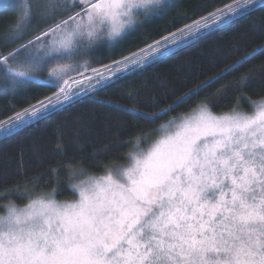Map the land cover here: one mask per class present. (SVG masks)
<instances>
[{
  "label": "snow or ice",
  "instance_id": "6c2138e0",
  "mask_svg": "<svg viewBox=\"0 0 264 264\" xmlns=\"http://www.w3.org/2000/svg\"><path fill=\"white\" fill-rule=\"evenodd\" d=\"M208 7L182 9L178 0H0V95L21 88L49 93L29 97L34 102L0 120V139L37 128L89 94L264 11V0ZM173 11V19L189 22L111 58L143 27L139 17L150 23ZM102 46L113 51L94 67ZM257 54L264 56V41L170 102L153 99L147 107L155 111L131 108V114L137 124H155ZM256 71L248 69L215 93L240 90L233 98L246 101L251 112L233 108L216 115L205 98L189 113L142 132L129 163L106 166L103 175L88 172L73 156L50 169L57 187L36 194L38 184L21 173L12 188L0 191V199L16 194L28 200L23 207L0 204V264H264V96L252 100L243 91ZM154 136L150 147L141 146ZM61 171L72 200L56 199Z\"/></svg>",
  "mask_w": 264,
  "mask_h": 264
},
{
  "label": "trees",
  "instance_id": "16d2710c",
  "mask_svg": "<svg viewBox=\"0 0 264 264\" xmlns=\"http://www.w3.org/2000/svg\"><path fill=\"white\" fill-rule=\"evenodd\" d=\"M178 2L182 9H192L196 5L207 4L209 7L206 10L210 11L214 7L221 6L222 3H229L230 0H178ZM189 15L190 18H196L191 13ZM175 16L174 11L168 12L163 19H154L150 23H145V18L141 16L138 23L143 24V27L129 36L119 46L121 51L116 52L111 58L134 51L143 46L145 41L158 39L183 23L189 22L188 19H173ZM262 41H264V11L257 10L220 31L206 35L191 47L175 51L161 62L147 67L142 73L130 76L114 88L98 92L94 96L89 94V98L54 116L39 127L28 129L12 139H0V191L4 188H12L15 182L21 179V173L33 184H38L35 188L36 194L49 191L58 185L50 169H59L61 165L69 163V158L73 156L74 162L83 166L88 172L103 175L106 166L126 162L128 153L134 150L135 139L142 132L146 133L161 126L173 116L189 113L197 106L198 101L205 98L207 105L219 114L229 112L233 108L251 112L252 109L246 101H237L233 98L240 95V90L223 95L215 93L222 84L254 67L257 69L252 77L255 82L243 91L252 100L264 96V83H261L264 77V70H261L264 56L259 54L251 63L245 64L239 71L232 72L228 77L206 87L198 96L192 97L186 104L177 106L155 124L146 121L137 124L130 109L143 108L145 111H155L156 109L147 107L153 99L159 100L163 96L164 103L170 102L188 89L195 88L201 81L223 68L226 63L235 60ZM112 51L102 46L95 53L93 66L107 63L109 53ZM71 75L75 76V73ZM129 93L133 95L129 97ZM47 94L49 93L25 92L21 88L14 94L0 95V120L34 102L29 97L42 98ZM116 104L124 105L126 108L118 109L114 107ZM159 107H163V103L159 104ZM58 144L62 147L58 148ZM146 144L147 142L143 143ZM65 177L66 173L61 171L59 187L62 190L57 197L73 199L74 192L67 187ZM8 201H13L17 205L28 202L27 198L12 194L0 199V204ZM4 211L0 208V213Z\"/></svg>",
  "mask_w": 264,
  "mask_h": 264
},
{
  "label": "rangeland",
  "instance_id": "374dc122",
  "mask_svg": "<svg viewBox=\"0 0 264 264\" xmlns=\"http://www.w3.org/2000/svg\"><path fill=\"white\" fill-rule=\"evenodd\" d=\"M140 18V17H139ZM139 18H138V20H139ZM0 26H2V22H0ZM45 75H46V73H45ZM77 85H75V84H72V83H70L69 85H68V87L69 88H74V87H76ZM210 108V110L212 111V113L213 114H216V115H221V114H219V113H217L216 111H214V110H212V108L211 107H209ZM238 110V109H237ZM191 111V110H190ZM189 111V112H190ZM241 111V110H240ZM243 111H245V110H243ZM226 113H228V112H226ZM226 113H222V114H226ZM183 114H185V113H183ZM165 123H167V122H165ZM165 123H162V125H164ZM161 125V126H162ZM156 137L154 136L152 139H150V140H147V141H144V140H142L141 141V146L142 147H144V148H148V147H150L151 146V143L153 142V140L155 139ZM144 142H147V144L146 145H143V143ZM129 160H130V157L128 156V158H127V160H126V162L125 163H123V164H120V165H127L128 163H129ZM97 176H100V175H97ZM74 198H75V196H74ZM73 198V199H74ZM56 199H58V200H72V199H69V198H62V199H60V198H58L57 196H56ZM17 205V204H16ZM25 204H19V205H17V206H19V207H23ZM4 212H2V213H0V214H3Z\"/></svg>",
  "mask_w": 264,
  "mask_h": 264
}]
</instances>
